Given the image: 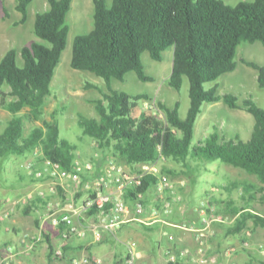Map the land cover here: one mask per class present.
I'll return each mask as SVG.
<instances>
[{
    "label": "trees",
    "instance_id": "trees-1",
    "mask_svg": "<svg viewBox=\"0 0 264 264\" xmlns=\"http://www.w3.org/2000/svg\"><path fill=\"white\" fill-rule=\"evenodd\" d=\"M93 1L94 28L76 37L71 67L96 74L106 80L109 88L96 101L99 118L79 114L83 134L127 165L154 164L161 158L182 162L191 159L199 164L219 161L257 177L259 189L264 192V108L253 98L239 103L235 95H222L217 86L207 87L236 70L235 58L243 42L264 45V0L236 5L223 0H113L110 7L106 0ZM31 2L18 0L20 23L27 21ZM48 4L49 9L36 16L34 34L38 41L20 51L8 50L0 62L1 105L13 116L0 132V161L39 149L42 152L39 160L51 159L65 169H72L76 147L61 136L57 111L51 119H45L44 115L55 71L67 47L70 33L67 16L73 0H48ZM170 49H174V58L168 84L180 91L185 79L189 81L190 106L186 117H181L180 102L174 107L158 102L161 117L152 107L141 105V100L152 99L149 95L132 96L110 87L113 79L124 81L131 72L143 82L153 81L145 71L142 55L148 52L160 62L163 53ZM19 53L23 67L17 63ZM242 62L257 71L258 85L264 88V65ZM5 85L9 92H5ZM221 101L254 117L252 137L227 140L214 132L194 142L195 124L203 104ZM27 120L41 121L42 126L26 134ZM163 171L176 177V171L170 168L163 167ZM155 184L156 178L149 176L142 186L128 190L129 195L135 197L138 192L146 195ZM254 187L246 186L249 191ZM45 202L44 198L36 197L28 212L32 206ZM218 204L227 202L220 200ZM227 216L232 219L238 216L235 226L227 229L229 235L240 234L248 219L264 228V215L246 208L236 207Z\"/></svg>",
    "mask_w": 264,
    "mask_h": 264
},
{
    "label": "rangeland",
    "instance_id": "rangeland-1",
    "mask_svg": "<svg viewBox=\"0 0 264 264\" xmlns=\"http://www.w3.org/2000/svg\"><path fill=\"white\" fill-rule=\"evenodd\" d=\"M91 1L74 0L76 5L68 13L67 25L70 27L68 43L55 71V76L51 83V96L46 101L44 115L45 119H51L52 113L55 110L57 111L61 136L76 147L74 162L81 164L89 162L90 157L95 158V154H100L101 148L97 146L91 137L83 134V130L78 124L79 114L89 118H99L96 111V101L101 99L103 93L107 92L109 88L106 80L96 74L75 70L71 67L73 45L76 37L87 34L94 28V1L93 8L90 10L89 4ZM106 1L110 7L113 0ZM223 1L230 5H236L242 1L251 0ZM17 5L18 0H0V62L8 50L15 48L20 51L22 47L31 44L33 41H38L34 34L36 16L38 13L49 9L48 0H32L28 8L27 21L20 23L22 14L17 10ZM235 60L237 62L235 71L223 75L216 82L208 83L207 87L217 86L220 94L235 95L239 99V103H242L247 98H253L260 107L264 108V88H260L258 85V73L255 69L242 62L246 60L264 65V45L260 42H243L238 47ZM142 62L147 75L153 77V81L143 82L135 72H131L126 75L124 81L113 79L110 87L114 91L124 92L132 96L138 94L149 95L152 99L141 100V105L144 108L152 107L161 117H163V113L158 109V102H163L169 107H174L180 102L181 117H186L190 106L189 81L185 79L180 91L168 84L173 67L171 51H165L160 62L153 60L150 54L145 52L142 55ZM17 63L20 67L24 65V60L20 53ZM3 88L5 92L10 91L7 85ZM1 102L2 97L0 95V132L4 131L13 117L9 111L2 107ZM27 113L28 110L23 111V114ZM211 125H215L218 128L223 127L226 132H239V138L249 140L252 137L255 119L245 111L231 109L223 101L204 103L202 113L195 124L194 142H198L201 139L200 137L204 135L203 131L205 128ZM38 126H42L41 121L32 122L27 120L25 123L26 134ZM230 126L238 129V131L230 129ZM210 131V134L212 132L219 133L218 130L214 129ZM36 151L38 154L41 152L39 149ZM106 152L115 159L110 150H106ZM37 156L32 153L26 156H11L7 161H0V196L5 187L4 185H6L5 178H12L16 174L17 169H23L29 161L37 162ZM83 159L88 160L85 162ZM11 160H14V162L11 163ZM90 162L93 166L92 160ZM114 163L121 165L127 174L134 175L136 173L132 165H127L117 159H115ZM156 164L161 168L166 167L176 171V177L171 178L180 186L179 191L183 200L182 203L185 202L186 205L193 207L195 203L201 200L206 203L211 202L217 207L220 215L227 221L232 222L230 225L215 223V225L220 227L221 231L227 234V239L232 241L226 247V250L235 246L236 248L240 247L237 246L238 243L248 242L250 244L259 242L262 244L261 249L264 251V228L258 226L253 219H248L245 228L240 234L229 235L227 232L228 228L235 226L238 219V216L235 217L236 220L227 216L236 207L246 208L250 212L264 215V192L259 189L261 184L257 177L242 169L234 168L219 161L199 164L191 159L187 160V162H182L161 158ZM1 167H3V171H1ZM104 176L108 178V172H105ZM247 185L255 187L249 191L246 188ZM36 194L21 191L20 196H17L12 203L11 201L9 202L13 207L14 202H16L17 206L19 204L22 205L25 204V201H28L30 195ZM220 200L227 202V204L219 205L218 202ZM6 203L8 202L0 201V209ZM249 248L242 252L243 257L248 258L245 252H248ZM248 253L253 256L255 264L260 263V259L254 255L255 253L251 248ZM258 256L264 258V253Z\"/></svg>",
    "mask_w": 264,
    "mask_h": 264
},
{
    "label": "crops",
    "instance_id": "crops-1",
    "mask_svg": "<svg viewBox=\"0 0 264 264\" xmlns=\"http://www.w3.org/2000/svg\"><path fill=\"white\" fill-rule=\"evenodd\" d=\"M74 5H76L75 2L72 7ZM89 8L92 10L93 0ZM170 51L174 58V49ZM211 129L218 130L219 135L227 140L237 139L240 134L226 132L223 127L211 125L205 128L204 135L200 138L210 135ZM230 129L238 131L233 126H230ZM35 153L39 155L35 169H43L44 160H39L42 152L38 154L35 151L33 154ZM95 156V158L90 157L89 162H86L88 159H83L86 163H91L92 160L93 169L85 171L80 182L53 179L48 176L38 179L34 174L29 173L25 166L23 169L18 168L12 178H5L6 185L2 190L0 201L8 203L0 209V259L7 247L14 250L21 249L23 234H29L38 237L33 255L20 257L13 264H97V261H100V264H123L131 249L136 252L137 264H170V256L180 255L184 250H190L191 256L185 259L183 264H201L197 254L200 246L198 230H202L203 224L200 214L194 211V207L200 203L210 205L213 203L201 200L192 207L185 202L182 203L183 200H181L174 205L170 215H161L159 219H154L152 210L159 203L154 187H151L145 195L146 211L143 214L136 212L135 197L129 195L128 190L132 189H128L125 196L127 211L120 217L122 222L112 231H108L104 227L108 218L99 216L95 210H88L86 202L95 184L104 177V173L110 171L113 166L120 168L122 166L115 164L116 158L113 159L106 150L101 149L100 154ZM10 162L13 163L14 160ZM133 168L135 172L140 169L138 166ZM1 169L3 171V167ZM117 179L116 176H108L102 191L115 192L119 187ZM21 191L43 194L46 202L32 206L29 212L28 206L34 202L33 199L28 198L25 204L18 206L14 202L13 207L9 201L12 203L17 196L21 195ZM49 203L59 205L56 209L57 216L63 214L71 216L77 233L68 239L63 238L62 233L66 226H56L52 223V217L46 211V205ZM6 227H11V232H7ZM82 233L86 236L82 237ZM204 233L206 258L209 264H255L253 256L248 253L250 248L260 259V263L264 264V258L258 256L264 253L261 243H250L248 252H245L248 258H245L242 256L245 250L240 248L243 243L237 244L240 246L237 247L238 251L240 250L237 254L227 253L229 249L226 250V247L232 241L227 239L226 233L221 231L218 225H212Z\"/></svg>",
    "mask_w": 264,
    "mask_h": 264
},
{
    "label": "built area",
    "instance_id": "built-area-1",
    "mask_svg": "<svg viewBox=\"0 0 264 264\" xmlns=\"http://www.w3.org/2000/svg\"><path fill=\"white\" fill-rule=\"evenodd\" d=\"M35 153L34 155H36ZM37 156V155H36ZM36 162L29 161L25 165V169L36 176L38 179H43L45 176L49 178L66 179L73 182H80L82 174L85 171L93 169L91 163L81 164L74 162L72 169H65L60 163L54 162L51 159L44 160V168L40 170L35 169ZM140 169L134 174H127L122 168L113 166L108 171V176H116L118 179L119 187L115 192L104 193L102 186L106 183L105 176L102 177L92 190L89 199L86 202V208L88 210H95L99 216L108 218L104 227L108 231H112L117 227L121 221V215L127 211V204L125 200L126 191L128 189H136L142 186L144 179L149 176L156 178V184L153 186L158 199V206L152 210L154 219H159L161 215L168 216L173 212V207L176 203L182 200L179 191L180 186L166 173L163 168L154 164H141ZM36 197L43 199V194L30 195L29 199H36ZM45 199V198H44ZM58 204L49 203L46 205V211L52 217V223L56 226L64 225L66 229L63 231V238L68 239L71 235L77 233V229L74 226L73 219L69 214H63L61 216L56 215V209ZM110 206V209L108 208ZM135 210L138 214H143L146 211L145 194L138 192L135 196ZM194 211L201 216L203 228L198 230L199 243L197 254L200 257L201 264H209L206 258L205 240L206 236L204 231H207L215 223H226L230 225L232 222L227 221L222 215L218 214V210L215 206L205 203H200L194 207ZM7 232H11V227H6ZM82 237L86 234L82 233ZM22 246L19 250H14L11 247H7L1 256L0 264H13L20 257H31L38 243V237L29 234H23L21 240ZM249 247L248 242H244L241 246V250H245ZM238 251V248L231 247L227 253L234 254ZM191 256L190 250H184L180 255L173 254L170 256V263L177 264L185 261ZM97 261V264H100ZM123 264H137V255L134 249L129 251V254L125 258Z\"/></svg>",
    "mask_w": 264,
    "mask_h": 264
}]
</instances>
